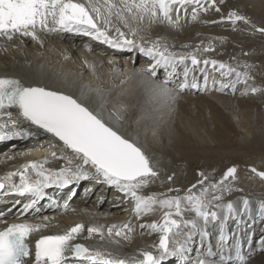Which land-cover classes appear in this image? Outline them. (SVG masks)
Masks as SVG:
<instances>
[{
	"label": "bare ground",
	"instance_id": "obj_1",
	"mask_svg": "<svg viewBox=\"0 0 264 264\" xmlns=\"http://www.w3.org/2000/svg\"><path fill=\"white\" fill-rule=\"evenodd\" d=\"M236 1L245 10L241 9V12L254 19L253 28L244 21L230 22V12L237 10V5L231 3L234 4L231 10L227 7V0H200L199 7L195 4L177 5L179 19L174 25L164 22L149 26L145 19L140 33L145 37V46L151 47L152 41L161 38L169 45V51L194 53L201 61L195 67L190 60L187 61L189 68L194 69L189 73V83L195 76L200 87L178 90L166 103L151 99L142 82L146 70L155 63L150 57L136 51L112 48L100 40L75 33L42 32L39 41L20 36L11 41L0 38V77L16 78L26 86H41L71 95L140 146L159 175L149 187L138 191V195L162 194L158 199L184 196L192 185H199L201 173L207 177L203 185L207 187L210 183L219 184L224 173L235 167V178L223 182L232 190L222 193L221 202H233L238 210H242L243 200L248 199L252 215L244 214L239 224L230 219L226 232L241 240L245 264H264V219L258 215L259 203L264 201V179L257 175L264 172V96L259 93L264 86V33L256 31L257 27L264 28V0ZM74 2L86 3L87 0ZM96 2L101 7L104 5V0ZM194 8L196 20L192 19ZM236 14L241 16L239 12ZM172 16L176 20L175 9ZM112 21L128 34V29L115 17ZM97 24L102 21L97 19ZM109 31L112 37L117 36L114 28ZM127 38L133 39L130 34ZM136 39L137 43L141 42ZM204 60L218 63L205 66ZM220 63L225 65L224 69L219 68ZM182 68L179 69L181 75L174 77L168 87L175 88L176 84L183 82ZM202 68L207 70V84L200 71ZM229 68L234 71L222 75ZM157 72L159 79L163 80V69H157ZM236 73H240L239 77ZM245 73L249 78L246 81ZM222 85L226 86L221 90ZM96 90L102 95H97ZM112 113L122 118L117 120ZM16 117L18 113L13 111V118ZM17 127L34 135L0 141V178L8 172L22 170V166L30 162L44 163L46 159L45 169L58 171L69 166V159H74L72 150L52 134L23 119L17 121ZM52 153L56 154L55 158ZM88 171L91 174L94 170L89 168ZM28 175L35 178V172L31 170ZM12 182L19 184V176L13 177ZM80 186L81 192L77 194ZM93 189L94 196L88 200ZM45 192L43 199L24 211V206L31 202L30 195H17L7 187L0 191V213L4 216L0 220V230L14 223L42 225L29 236L31 264H36L33 247L40 237L64 234L80 223L85 229L75 234L71 243L111 253V256L106 255L108 259L135 257L139 260L146 251L158 255L161 233L147 225L153 221L163 224L164 209L137 216L130 195L94 179L73 181L63 188L53 186ZM214 192L221 195L218 189ZM125 224H130L131 232L123 228ZM94 225L103 226L105 240L101 241L98 234L89 237L87 228ZM113 225L121 235L113 233L109 239L107 229ZM217 229L218 225L209 227L212 236L205 242V249L211 243L218 253L212 259L219 261L215 247L219 235ZM125 235L130 239L125 240ZM113 240L119 243H113ZM233 243L234 240L230 239L228 248ZM191 248L188 255L194 260L202 250L199 236L194 238ZM228 248L224 254L233 257L232 264H239L235 261V250L229 252ZM69 264H74L71 257ZM78 264L90 262L80 260ZM163 264H177V261L168 258Z\"/></svg>",
	"mask_w": 264,
	"mask_h": 264
},
{
	"label": "snow or ice",
	"instance_id": "obj_2",
	"mask_svg": "<svg viewBox=\"0 0 264 264\" xmlns=\"http://www.w3.org/2000/svg\"><path fill=\"white\" fill-rule=\"evenodd\" d=\"M186 4H195L199 7L200 0H104L103 10L96 0H87L86 3L74 0H0V38L11 41L14 37L20 36L39 41L42 32H66L90 36L112 48L136 51L155 61L146 70L142 82L145 83L151 99L166 103L174 98L173 94L178 90L200 87L195 76L189 83V73L194 69L189 68L187 61L190 60L194 67L200 65L201 61L194 53L169 51V45L161 38L152 41V46L147 47L145 37L140 33L143 31L142 24L145 19L148 20L149 26L164 22L174 25L179 19V8L176 6ZM174 9L177 12L176 20L172 16ZM216 10L219 11L218 8ZM230 15L237 20L244 19L235 13ZM113 17L128 29V34L133 39L127 38L128 34L113 24ZM97 19H100L102 24L98 25ZM192 19H197L195 8ZM110 28H114L116 37L110 35ZM259 31L264 32V29ZM136 38L141 42L137 43ZM202 63L205 66L208 64L216 66L218 62L204 60ZM181 66L183 82L176 84L175 88L168 87L174 82V77L181 75L179 71ZM219 68L224 69L225 65L220 63ZM157 69H163L165 73L163 80L159 79ZM200 71L204 73L207 84L206 68ZM233 71L234 69L229 68L228 72L222 75ZM236 75L239 77L240 73ZM225 86L222 85L221 90ZM96 91L97 95H102L100 90ZM252 91L255 92L256 89L253 88ZM13 111L18 113V117L13 118ZM121 118L116 115L117 120ZM19 119L52 134L74 153V159L67 161L69 166L58 171L45 169L44 164L47 163L45 159L44 163L30 162L23 165L22 170L8 172L0 178V189L7 187L17 195H30L31 202L24 206V211L34 207L38 200L46 196L45 189L53 186L63 188L73 181L84 179H94L114 187L120 193L130 195L135 202L134 212L137 216L165 210L163 224L153 221L147 225L153 231L161 233L158 255L146 251L141 254L143 258L139 260L135 257L129 260L108 259L106 255L111 256V253L106 254L95 248L89 249L82 244L71 243L75 234L85 229V225L80 223L64 234L42 236L38 239L35 243L36 264H69L70 257L74 264H78L80 260L88 261L90 264H163L168 258H175L177 264H232L233 257L224 254L230 239H233L234 243L228 251L234 249L235 261L245 264L241 240L230 236L226 232V227L230 219H235L239 224L244 214L251 217L250 202L244 199L242 210H238L233 202L226 204L221 202L222 193L225 190L229 192L232 190L223 182L235 178L237 171L235 167L224 173L219 184L210 183L207 187H201L198 194L193 191L197 185H192L184 196L158 199V195L162 194L153 192L148 196L138 195V191L149 187L153 179L158 178V172L140 146L106 122L83 101L45 87L26 86L16 78L0 77V121H6L0 122V141L34 135L31 131L18 129ZM52 156L55 158L56 154L52 153ZM89 168L94 170L91 174ZM29 170L35 172V178L28 175ZM252 171L256 172V169ZM200 175L203 177V173ZM257 175L264 179V172H258ZM15 176H19V184L12 182ZM168 179L171 180L172 177ZM205 180L207 177L198 181V184L204 185ZM217 189L221 195L215 194L214 190ZM64 207L67 208L68 205L65 204ZM213 208L219 211L212 210ZM185 213L188 215L185 216ZM258 215L264 219V201L259 203ZM173 216L180 219L172 218ZM2 219L4 216L0 213V220ZM213 225H218L219 235L215 247L219 252V261L212 259L218 253L213 250L211 243H208L205 249V242L212 236L208 229ZM41 227V224L25 222L14 223L0 230V264H31V261L26 260L31 255L26 237ZM123 228L132 231L130 224L123 225ZM87 233L89 237L98 234L101 241L106 238L102 225L88 227ZM113 233L115 236L121 235L116 225L107 229V238L111 239ZM196 236L200 237L202 250L193 260L188 253L192 251L191 245ZM124 239L130 237L125 235ZM112 242L119 243L118 240Z\"/></svg>",
	"mask_w": 264,
	"mask_h": 264
},
{
	"label": "rangeland",
	"instance_id": "obj_3",
	"mask_svg": "<svg viewBox=\"0 0 264 264\" xmlns=\"http://www.w3.org/2000/svg\"><path fill=\"white\" fill-rule=\"evenodd\" d=\"M226 1V0H225ZM232 1V2H231ZM231 1H229V0H227V7L229 8V9H233V5L236 3V5H237V10H235V11H232V12H230V13H235L236 14V12H239V13H241V16L240 15H238V14H236V16H239V17H243L244 19H241V20H237L234 16H231V19H229L230 20V22H235V23H238V22H241V21H244L248 26H252V28H253V20L254 19H252V17H250V15H248V14H246V13H243V12H241V9L245 12V10L243 9V7L241 6V4L238 2V1H236V0H231ZM231 3H234V4H231ZM249 21V22H248ZM260 29H264L263 27H257L256 28V31L257 30H260ZM258 32V31H257ZM261 32V31H260ZM259 33V32H258ZM264 33V32H263ZM249 78H248V76L247 75H245L244 74V81H246V80H248ZM243 80V79H242ZM244 84V83H243ZM263 85V84H262ZM244 86V85H243ZM252 86H253V84H252ZM263 88H264V86H263ZM262 87L259 89L261 92H263V93H261L259 90V93L261 94V95H263L264 96V89H263ZM259 93L257 94V95H259ZM200 177V180L201 179H203L204 178V176L202 177L201 175L199 176ZM229 179H232V178H229ZM207 182V180H205V183ZM204 183V184H205ZM82 185V184H81ZM197 186H199V188L198 187H196L195 189H193V191L195 192V193H199V190H200V188L201 187H205V186H201V185H197ZM97 187H99V185H97ZM81 186H80V188L78 189V194H79V192L81 191ZM95 191V190H94ZM94 191H92V194L90 193V195H89V197H88V200H91V198L94 196ZM263 220V219H262Z\"/></svg>",
	"mask_w": 264,
	"mask_h": 264
},
{
	"label": "water",
	"instance_id": "obj_4",
	"mask_svg": "<svg viewBox=\"0 0 264 264\" xmlns=\"http://www.w3.org/2000/svg\"><path fill=\"white\" fill-rule=\"evenodd\" d=\"M40 238H41V237H40ZM40 238H39V239H40Z\"/></svg>",
	"mask_w": 264,
	"mask_h": 264
}]
</instances>
